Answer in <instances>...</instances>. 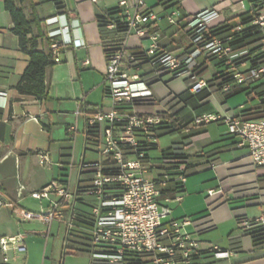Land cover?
<instances>
[{"label": "crops", "instance_id": "obj_1", "mask_svg": "<svg viewBox=\"0 0 264 264\" xmlns=\"http://www.w3.org/2000/svg\"><path fill=\"white\" fill-rule=\"evenodd\" d=\"M32 1L41 19L40 30L44 35V20L65 14L72 26L79 28L73 34L81 38L84 45L62 47L61 62L46 70V98L21 94L15 85L28 66L30 57L20 50L18 37L12 31L11 15L5 9L4 0H0V92L3 93L0 95V198L7 203L0 207V237L23 233L27 238L25 252L11 250L8 253L10 261L4 263L0 260V264H57L53 256L54 243L50 244L52 227L56 223V230L59 231L62 224L67 226V223L55 220L48 225L39 219L23 220L13 209L17 207L34 213L46 209L49 202L31 197V192L40 190L52 180H63L68 175L74 188L90 185V174L81 170V163L100 160L102 155L98 145L86 139L85 121L88 115L107 111L111 107V100L105 93L107 54L125 39V31L118 23L100 27L98 21V16L121 11L123 23L120 0ZM167 1L156 0L151 7L160 15L178 10L182 15L178 25L162 27L161 24H153L151 30L159 31L161 36L163 30H166L167 36L182 33V38L178 39L182 42L181 46L175 51L185 50V45L190 43L185 29H181L187 22L186 16L215 7L228 18H234L251 7L250 0H181L179 7L171 6L172 3ZM157 6L161 7L158 11ZM25 12L29 15L28 7ZM35 32H38L37 27ZM60 38L68 41L70 35L65 33ZM45 39L40 41L41 49L47 45ZM161 41L165 40L160 37ZM130 43L134 47L137 39L131 38ZM175 46L177 41L170 42L166 49ZM86 59L90 61L88 65L84 64ZM245 68L243 65L240 69ZM211 75L212 67H209L199 77L210 79ZM151 89L155 98L167 100L164 109L169 114L176 113L181 121L188 124L187 129L174 132L178 137L170 145L163 148L156 145L148 152L149 160L146 159L145 163L153 176H161L165 171L155 167L168 160H162L163 150L180 143L183 134L191 130L194 134L181 146V151L192 163L187 178L198 175L202 184L209 181V189H219L223 193L214 204L200 208L192 201L186 179L182 187L184 199L179 201H184V211L173 215L174 210L169 205L176 201L174 198L178 192L173 197L161 198L172 209V219L191 217L197 221L201 229L198 236L195 229L190 231L199 241L203 264H264V243L255 241L251 235L262 225L259 218L264 215V166L254 165L249 150L237 146V140L228 131L225 120L204 125L194 121L196 116L207 113L240 118L260 117L264 115V103L247 95L244 102L234 103V99L230 100L232 97L224 99L222 92L202 99V94L189 90V82L185 78L162 79L152 84ZM78 108L80 114H76ZM159 109L160 106L148 104L136 106L133 110L155 115ZM71 125L76 126L74 131L69 130ZM90 146H95L97 157L88 159ZM40 151L49 156L45 166L39 161L37 154ZM203 189L204 186H200L198 190L202 193ZM93 202V198L84 197L74 205H64L62 210L67 216L72 214L73 225L75 223L77 228H89L88 216ZM46 227L48 231L44 233ZM216 246L218 250L229 252V255L217 257ZM93 260L95 264L104 263L95 258Z\"/></svg>", "mask_w": 264, "mask_h": 264}, {"label": "built area", "instance_id": "obj_2", "mask_svg": "<svg viewBox=\"0 0 264 264\" xmlns=\"http://www.w3.org/2000/svg\"><path fill=\"white\" fill-rule=\"evenodd\" d=\"M119 5L124 17L125 39L118 48L108 52L105 70V93L111 100V107L88 115L85 121V129L97 135L92 143L98 145L102 155L100 160L81 163V170L90 174V185L74 188L70 175L63 180H52L40 190L31 192V197L49 202L46 209L34 213L14 207L13 211L23 220L39 219L48 225L55 220H64L71 228L72 214L65 215L62 207L91 197L94 202L88 221L93 258L108 264H130L126 255L134 252L142 255L149 264H202L199 241L187 230L189 225H193L195 232L199 233L201 229L197 221L191 217H184L181 221L170 219L172 209L161 201L162 188L169 180L181 184L186 181V162L178 161L176 167L166 169L158 177L153 176L145 163L148 142H156L155 128L163 122L162 115L167 113L164 106L168 103L165 99L155 98L148 76L156 78V82L166 75L172 79L185 78L190 91L198 93L207 86V79L199 77L195 70L199 58L218 54L232 61L247 51L234 53L231 46L220 39L206 37L210 29L228 19L215 7L188 17L184 29L191 49L171 51L160 46L161 34L152 31L151 27L163 19L167 21L166 26L178 25L182 16L178 10L160 15L146 0H120ZM250 9L257 12L254 24L264 35V0L251 2ZM44 24L45 37L50 40L55 63L61 62L62 47L84 45V41L73 34L79 28L73 27L65 14L47 17ZM65 33L70 35L68 41L60 38ZM133 37L137 43L131 47ZM89 63L88 59L84 61L85 65ZM263 73L264 66L249 65L245 69H236L234 77L237 83L249 85L260 79ZM229 88L230 84L225 86V89ZM148 104L160 106L155 115L133 110L136 106ZM80 113L78 108L76 114ZM219 120H225L228 131L237 140V146L249 150L252 163L264 166V115L240 118L207 113L194 119L196 124ZM75 129V125L69 127L70 131ZM37 155L41 165L49 162L48 154L40 151ZM222 195L219 189H209L210 204ZM182 199L181 193L174 198L176 201ZM6 204L0 198V207ZM259 223L264 224V216L259 218ZM26 241L23 233L0 237V260L8 263L11 250L25 252ZM218 249L216 246L217 257L229 255V252Z\"/></svg>", "mask_w": 264, "mask_h": 264}, {"label": "trees", "instance_id": "obj_3", "mask_svg": "<svg viewBox=\"0 0 264 264\" xmlns=\"http://www.w3.org/2000/svg\"><path fill=\"white\" fill-rule=\"evenodd\" d=\"M167 2H171V6L179 7L181 0H169ZM251 2H260V0H251ZM4 6L11 15L13 21L12 31L18 37L20 50L30 57L29 64L21 75L18 83L15 85V88L21 94L46 98L48 96L46 70L48 67L55 64V60L50 50V40L45 39V35L40 30L41 19L38 17L35 4L32 0H4ZM27 7L30 10L29 15L25 12ZM120 13L121 11L108 12L102 16H98L100 27L108 26L110 23H118L121 28L124 29V25L121 22L122 15H120ZM257 15V12H254L253 9H249L237 17L228 18L224 23L210 29L205 34L208 38L220 39L225 45L231 46L234 53L240 51H247V53L232 61H230L227 56L220 57L218 54L199 58L195 68L198 75L205 71V69L212 67V75L210 79H207V86L196 93L202 94V99H205L215 92H222L224 99H228L240 93H245L248 97H252V99L258 98L260 103H264V73L261 78L256 81L262 80V82L256 86H253L256 82L249 85L237 83L234 77L236 69H240L241 66L246 63L249 65L264 66V35L260 27L254 24ZM239 26L240 29H238ZM36 27L38 28L37 33L35 32ZM184 27L185 25L183 24L181 29H184ZM165 31L166 30H163L161 36V40L164 39L165 41H161L160 46L166 49L170 42L177 41V46L169 50L173 51L178 49L181 46V40L173 38L174 34L167 36ZM42 39H45L47 43L44 49L40 48V41ZM191 47V44H186L185 50H190ZM156 81V78L148 76V82L150 84ZM228 84H230V88L225 89V86ZM162 117L164 118L163 122L155 128V135L157 138L167 133H174L175 131L187 129L186 127L188 124L181 121L176 113L169 114L167 112L163 114ZM193 134V131L188 130V133L183 134L180 143L174 144L175 146L173 145L163 150L162 153L164 158H162V160H168H163L162 164L155 165V167L157 169L166 170L169 169V165H171L170 168L176 167L179 164L178 161L182 160L186 162L185 173L188 175L192 163L189 161L188 156L181 151V146L185 144L187 139ZM95 136L97 135L94 134L92 130H86V139L88 142H92ZM156 145V142H148V152ZM146 159L149 160V153H147ZM182 187L183 184L173 179L169 180L162 188L161 198L173 197L175 192L182 194ZM251 235L255 241L264 243V224L251 233ZM126 260H128L130 264H149V261L143 258L142 255L134 252L127 253ZM101 264L108 263L104 262Z\"/></svg>", "mask_w": 264, "mask_h": 264}, {"label": "rangeland", "instance_id": "obj_4", "mask_svg": "<svg viewBox=\"0 0 264 264\" xmlns=\"http://www.w3.org/2000/svg\"><path fill=\"white\" fill-rule=\"evenodd\" d=\"M155 1L156 0H146V2L150 6H152L155 3ZM160 8L161 7L157 6L156 7L157 11ZM171 13L172 11H169V14ZM160 24L162 25V27H165L167 25L166 19H163ZM181 34L182 33H178L177 35H175L176 38L175 36L174 38L176 40L181 39L182 38ZM248 66H249L248 63L244 64V67H248ZM170 78L171 77L169 75H166L164 76L163 80H167ZM245 99H246L245 93H241L239 95H236L230 98V100H233L234 103L241 102V100H243L244 102ZM177 137L178 135L176 133H167V134H164L158 137L156 140V144L159 145L161 148H163V147L170 145L171 142L175 140ZM94 147L95 146L89 147V150L87 152L88 159L97 157L94 151ZM187 180H188L187 186L189 188L190 195L192 196V201L195 203V205H199L200 208L207 207V206L209 207V203L212 200V198L208 196L209 181L205 183L203 182L202 184L201 177L198 175L190 176L187 178ZM200 186H204L202 193H200L199 192L200 190H198L200 189ZM179 201L170 202L169 204L170 207L174 210L173 215H177L178 213H181V211H184V209H182L184 201L183 202H179ZM172 216H170V219L172 218ZM181 220H182L181 218L178 219V221H181ZM55 224L52 227V235L50 236V244L52 245L54 243L53 256L56 259V263L57 264H93L94 263L93 256L89 252L90 247H91L90 229L87 227H84L83 229H79L77 228V225L74 223V225L71 228H68V226L62 224L60 230L57 231ZM191 228L194 229V226L191 225V227H187V230L191 232L190 231ZM45 231L46 232L48 231L47 227L44 229L43 232L45 233ZM49 234H51V232ZM197 236H198V233H197ZM43 239L45 240L46 238L44 237ZM50 249H51V246H50ZM64 251L66 252V254H64Z\"/></svg>", "mask_w": 264, "mask_h": 264}]
</instances>
